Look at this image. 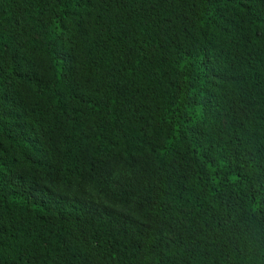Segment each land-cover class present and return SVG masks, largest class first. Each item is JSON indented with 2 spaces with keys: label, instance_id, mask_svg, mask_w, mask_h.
Instances as JSON below:
<instances>
[{
  "label": "trees",
  "instance_id": "1",
  "mask_svg": "<svg viewBox=\"0 0 264 264\" xmlns=\"http://www.w3.org/2000/svg\"><path fill=\"white\" fill-rule=\"evenodd\" d=\"M0 264H264V0H0Z\"/></svg>",
  "mask_w": 264,
  "mask_h": 264
}]
</instances>
